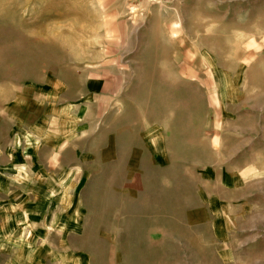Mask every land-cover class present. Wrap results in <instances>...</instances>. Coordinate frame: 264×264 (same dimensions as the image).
I'll return each mask as SVG.
<instances>
[{
	"label": "rangeland",
	"instance_id": "obj_1",
	"mask_svg": "<svg viewBox=\"0 0 264 264\" xmlns=\"http://www.w3.org/2000/svg\"><path fill=\"white\" fill-rule=\"evenodd\" d=\"M0 264H264V0H0Z\"/></svg>",
	"mask_w": 264,
	"mask_h": 264
},
{
	"label": "crops",
	"instance_id": "obj_2",
	"mask_svg": "<svg viewBox=\"0 0 264 264\" xmlns=\"http://www.w3.org/2000/svg\"><path fill=\"white\" fill-rule=\"evenodd\" d=\"M100 87H101V84H100V83L97 84V83L95 82V83H94V89H93V90H96V89L100 90ZM42 144L50 145L51 143L49 142V140H46V141L42 142Z\"/></svg>",
	"mask_w": 264,
	"mask_h": 264
}]
</instances>
